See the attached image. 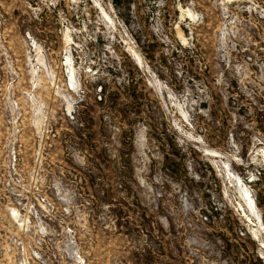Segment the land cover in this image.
<instances>
[{
  "label": "rangeland",
  "instance_id": "374dc122",
  "mask_svg": "<svg viewBox=\"0 0 264 264\" xmlns=\"http://www.w3.org/2000/svg\"><path fill=\"white\" fill-rule=\"evenodd\" d=\"M0 264H264V0H0Z\"/></svg>",
  "mask_w": 264,
  "mask_h": 264
}]
</instances>
